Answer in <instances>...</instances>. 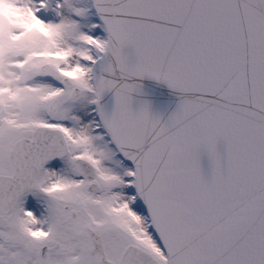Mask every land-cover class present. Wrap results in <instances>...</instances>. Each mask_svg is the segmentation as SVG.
<instances>
[{
	"label": "snow or ice",
	"instance_id": "6c2138e0",
	"mask_svg": "<svg viewBox=\"0 0 264 264\" xmlns=\"http://www.w3.org/2000/svg\"><path fill=\"white\" fill-rule=\"evenodd\" d=\"M0 264H264V0H0Z\"/></svg>",
	"mask_w": 264,
	"mask_h": 264
}]
</instances>
